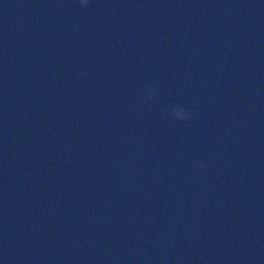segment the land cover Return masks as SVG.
<instances>
[{"label": "water", "instance_id": "water-1", "mask_svg": "<svg viewBox=\"0 0 264 264\" xmlns=\"http://www.w3.org/2000/svg\"><path fill=\"white\" fill-rule=\"evenodd\" d=\"M0 264H264V0H0Z\"/></svg>", "mask_w": 264, "mask_h": 264}, {"label": "clouds", "instance_id": "clouds-1", "mask_svg": "<svg viewBox=\"0 0 264 264\" xmlns=\"http://www.w3.org/2000/svg\"><path fill=\"white\" fill-rule=\"evenodd\" d=\"M92 0H78V3L80 5L81 8H88L91 4ZM79 31L83 32V29H78ZM81 75L83 76L84 73L81 72ZM147 92L149 94V98H151V96L153 95L154 93V90L149 88L147 89ZM167 111V110H166ZM172 114L176 115L179 119L181 120H185V119H191V113L188 112L187 110H184V109H172ZM194 166H198L199 168H205L207 167L206 164L204 163H201L199 161L196 162V165Z\"/></svg>", "mask_w": 264, "mask_h": 264}]
</instances>
